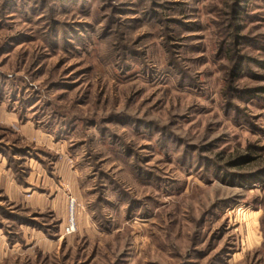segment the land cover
Wrapping results in <instances>:
<instances>
[{"label":"rangeland","instance_id":"374dc122","mask_svg":"<svg viewBox=\"0 0 264 264\" xmlns=\"http://www.w3.org/2000/svg\"><path fill=\"white\" fill-rule=\"evenodd\" d=\"M0 264H264V0H0Z\"/></svg>","mask_w":264,"mask_h":264}]
</instances>
